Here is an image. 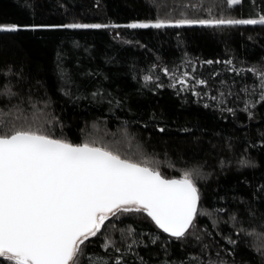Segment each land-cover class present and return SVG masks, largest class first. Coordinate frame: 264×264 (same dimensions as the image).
I'll use <instances>...</instances> for the list:
<instances>
[{
	"label": "trees",
	"instance_id": "16d2710c",
	"mask_svg": "<svg viewBox=\"0 0 264 264\" xmlns=\"http://www.w3.org/2000/svg\"><path fill=\"white\" fill-rule=\"evenodd\" d=\"M261 15L264 0H0L2 25H119L0 32L4 131L32 125L95 141L147 159L166 179L192 172L199 190L184 237L146 213H120L82 246L79 264H264V25L126 27ZM106 240L121 251L105 252Z\"/></svg>",
	"mask_w": 264,
	"mask_h": 264
},
{
	"label": "snow or ice",
	"instance_id": "6c2138e0",
	"mask_svg": "<svg viewBox=\"0 0 264 264\" xmlns=\"http://www.w3.org/2000/svg\"><path fill=\"white\" fill-rule=\"evenodd\" d=\"M225 2L234 7L240 6L243 0ZM258 24L264 25V15L254 19L157 20L131 23L126 27L160 29L201 25L218 28ZM27 27L32 30L99 29L119 25L0 24V32H17ZM151 79V76L145 77V80ZM258 81L259 98L264 101V73L259 75ZM249 106L254 104H246L244 110ZM199 199L192 172L186 171L181 179H166L147 159L122 156L95 141L73 144L46 135L32 125H21L11 132L0 127V259L6 264H79L82 246L120 213H146L164 233L180 239L193 226ZM102 247L105 252L109 248L121 251L110 240ZM128 248L131 249V245ZM87 259L90 264H107L100 256ZM121 262L122 257L114 264Z\"/></svg>",
	"mask_w": 264,
	"mask_h": 264
},
{
	"label": "water",
	"instance_id": "95a60500",
	"mask_svg": "<svg viewBox=\"0 0 264 264\" xmlns=\"http://www.w3.org/2000/svg\"><path fill=\"white\" fill-rule=\"evenodd\" d=\"M199 206H200V199H199V204H198V210H199ZM197 214H198V212H197ZM161 230V229H160ZM167 234V233H166ZM169 235V234H168Z\"/></svg>",
	"mask_w": 264,
	"mask_h": 264
},
{
	"label": "rangeland",
	"instance_id": "374dc122",
	"mask_svg": "<svg viewBox=\"0 0 264 264\" xmlns=\"http://www.w3.org/2000/svg\"><path fill=\"white\" fill-rule=\"evenodd\" d=\"M135 23H142V22H135ZM143 23H147V22H143Z\"/></svg>",
	"mask_w": 264,
	"mask_h": 264
}]
</instances>
